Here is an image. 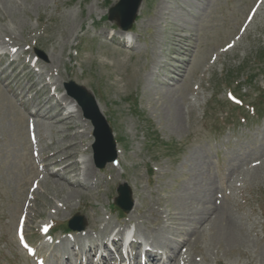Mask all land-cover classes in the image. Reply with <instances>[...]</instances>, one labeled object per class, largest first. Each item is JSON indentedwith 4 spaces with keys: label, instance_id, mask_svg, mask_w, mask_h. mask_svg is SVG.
Instances as JSON below:
<instances>
[{
    "label": "rangeland",
    "instance_id": "rangeland-1",
    "mask_svg": "<svg viewBox=\"0 0 264 264\" xmlns=\"http://www.w3.org/2000/svg\"><path fill=\"white\" fill-rule=\"evenodd\" d=\"M118 1L0 0V53L9 54L0 59V264H69L80 234L61 235L65 228L52 237L51 227L79 215L85 232L120 228L113 201L125 183L136 207L123 222L181 245L170 252H180L177 264H264V0H144L130 48L107 20ZM25 65L31 78L42 74L47 93L34 95L33 79L20 75ZM70 81L94 96L117 163H85L93 138L81 112L73 131L47 120ZM229 92L258 118L231 105ZM36 101L46 118L25 107ZM71 145L76 171L38 170L42 155ZM72 184L80 196H68ZM224 217L236 236L230 242L220 233ZM21 231L33 248L22 245ZM91 237L81 248L104 238Z\"/></svg>",
    "mask_w": 264,
    "mask_h": 264
},
{
    "label": "bare ground",
    "instance_id": "bare-ground-1",
    "mask_svg": "<svg viewBox=\"0 0 264 264\" xmlns=\"http://www.w3.org/2000/svg\"><path fill=\"white\" fill-rule=\"evenodd\" d=\"M128 34L130 33H127V34H124V33H121L122 36L124 37H129ZM127 35V36H126ZM133 41H131V44H132ZM133 46V45H131ZM0 50H3L2 48H0ZM4 54L6 55V53L4 52ZM19 59L18 57L15 59V61ZM15 61H11L7 66L8 67H11L13 66V64H15L14 62ZM1 62V60H0ZM0 67H1V64H0ZM4 70V69H3ZM27 72L28 73V77L30 79H33L31 78V72L33 71L31 69V67L25 65L22 67V69L20 70V75L24 72ZM1 72V71H0ZM25 72V73H26ZM24 77V76H22ZM36 78L37 80L38 79H42V81L38 82L35 78L33 80H35L36 82H33L32 81V84L30 83L31 81L28 80V83L31 84L32 88H35L36 87V91L34 93V95L36 94H39L40 96V93H47L46 91H44V89L47 87V84L44 83L43 81V76L42 74H39L37 75ZM27 82V80H26ZM30 88V87H28ZM31 89V88H30ZM39 90V92H38ZM55 99L54 95L52 96H49L48 97V100L50 99ZM47 100V99H46ZM38 101V99H37ZM37 101L35 102L34 105H32L31 103V106H27L26 105V102H25V107L29 108V107H34V111L33 113H31V117L33 119H38V118H46V113L45 114H41V109L44 108V106H39V104L37 103ZM64 101H68V103H65ZM44 103V101H43ZM60 103V104H59ZM64 104H68L71 108L70 111H67L66 112V109H65V106ZM56 107V110H54ZM48 108V107H47ZM50 109L52 110V115L50 117L47 118V120L51 121V120H54L57 124L59 125H62L64 127H66V130L67 131H73L75 129L74 125H72L71 121H72V118L75 117L76 114H80V109L78 107V105L76 104V102L72 99H70L68 96H66V94H64V96L62 97V101H59V100H56L55 99V102L53 103V105L51 104L50 106ZM43 113V112H42ZM62 114H64L62 116ZM67 114V115H65ZM34 120V121H35ZM61 126V127H62ZM65 130V131H66ZM66 133V132H65ZM76 134H74L73 136H75ZM71 137V136H70ZM69 137V138H70ZM71 140V139H70ZM69 140V141H70ZM66 142V141H65ZM76 146V145H75ZM74 146V147H75ZM72 145L67 147V148H63L61 151H57V150H53L51 151L50 153H48L47 156H43L42 155V158L40 160L41 163H43L41 166H39L38 170H40V172L42 171L43 173H45V167L48 165V166H55L57 167L58 170H60L61 172L63 173H72L73 171L72 170H77V163L74 161V158H75V153H68L69 150H72ZM117 161V160H116ZM91 162H92V157L91 155L88 157V159L85 161L86 164H90L91 165ZM89 167V166H88ZM91 169H87L86 173H85V177L86 178H89L91 176ZM55 173V172H54ZM74 174V173H73ZM77 176V175H75ZM83 177H84V174H83ZM77 183H78V180H77ZM72 187L76 188V191L71 189V192L68 193V196H71V195H77V196H80L81 195V191H79L77 188L80 187V185H74L72 184ZM83 187V186H82ZM84 188V187H83ZM135 204V202H134ZM216 210V208H214V211ZM216 215V214H215ZM175 214H172L170 217H169V220L170 221H175ZM214 220H219V217H218V214H217V217H214L213 218ZM223 221L222 225H221V230L222 232H220L223 236H225V238L230 242L232 240L235 239L236 236H233V233L232 232V221L229 217H224L223 220H220V222ZM219 222V221H218ZM106 225H109V224H106ZM93 226V225H92ZM94 228V226L92 227V229ZM204 229V228H203ZM135 232L137 233H141V229L140 227L136 226V228L134 229ZM93 232H96L97 233V236L101 239L104 237V235L106 234V231L104 228H101L100 230H98V228H96L95 230H90V231H86L85 233L81 234L80 235H76L74 236V240L75 242L70 246L72 248V246H77L79 245L83 239H86L87 240V243L92 241V237H91V234ZM224 232V233H223ZM147 233V234H146ZM118 235H120V232L117 233ZM220 235V234H219ZM150 237L151 239V246H148L150 247L151 249V254L153 256L152 259V262H149L148 264H177V258L179 257V253H177V256L174 257V255H172L170 252L174 253L176 252L178 249H181L180 246L178 247L177 250L171 248L170 246L168 245H165L164 243H161L160 241H158V238L156 237H151L148 235V232L145 231V236L143 237L144 239ZM146 240V239H145ZM187 243H184L182 246L186 245ZM103 248L105 249V246L103 244ZM158 250H162V254L161 255H157V254H153V252H157ZM89 252L91 253L92 256H89L87 257V260H81V262L79 264H95L94 263V256L96 254H98V250H96V248L94 247L93 249H90L89 248ZM93 252V253H92ZM149 253V255H151ZM62 253H54L52 255V258L55 262L59 263L61 261V257H62ZM183 255V254H182ZM60 256V257H58ZM96 257V256H95ZM182 257V256H181ZM97 258V257H96ZM180 258V257H179ZM44 259V258H43ZM101 259L103 260L102 264H111V260H108V258H104L101 256ZM179 260V259H178ZM66 263H70L69 259L67 260ZM98 264V263H97ZM120 264V263H119ZM126 264V263H125ZM134 264H137V263H134ZM189 264V263H188Z\"/></svg>",
    "mask_w": 264,
    "mask_h": 264
},
{
    "label": "water",
    "instance_id": "water-1",
    "mask_svg": "<svg viewBox=\"0 0 264 264\" xmlns=\"http://www.w3.org/2000/svg\"><path fill=\"white\" fill-rule=\"evenodd\" d=\"M143 0H119V2L109 10V20L116 21L123 32L131 29L135 22ZM42 56V53L38 51ZM64 88L69 97L74 99L81 109L83 117L91 123L93 143L92 159L98 169H103L107 164L114 162L117 158L116 143L112 130L100 112L94 96L85 88L73 82L64 84ZM115 205L124 212H129L133 207V200L130 188L124 184L117 188ZM69 227L72 230L80 231L84 227L81 217L76 216L70 221Z\"/></svg>",
    "mask_w": 264,
    "mask_h": 264
}]
</instances>
